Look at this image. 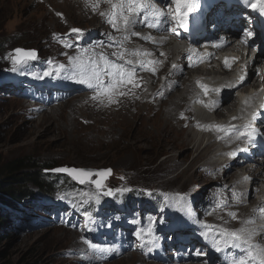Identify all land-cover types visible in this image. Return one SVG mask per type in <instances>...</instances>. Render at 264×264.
<instances>
[{
    "label": "rangeland",
    "instance_id": "rangeland-1",
    "mask_svg": "<svg viewBox=\"0 0 264 264\" xmlns=\"http://www.w3.org/2000/svg\"><path fill=\"white\" fill-rule=\"evenodd\" d=\"M49 1L52 2L51 0ZM53 4L51 6L48 1H45L44 4H38L36 0H0V159L6 163L17 158L31 157L37 162L44 164L43 168L45 171L60 166H74L111 169V174L104 180V188L102 190H97L95 185L90 182L75 184L73 187L61 182L63 185L55 191L52 198L45 201L48 198L45 196L44 200L38 199L40 200L39 202H30L29 199L22 200L21 205L17 204V199L4 197L1 194L2 191H0V202L8 204L3 206L0 204V212L2 213V215L0 214V264H96L97 262L91 261L89 258V256L95 258L93 255L95 250L89 246L87 241L101 246L115 244L117 247L119 239L129 235L139 238L141 235L138 237L136 235L137 232L142 234L155 223L160 229L169 230L167 236L170 242H174L176 239L177 242L184 240L183 234L180 236L172 235L180 234L183 227L190 231V233H185L188 235L187 238H198L196 234H192L195 232L187 223V218L191 217L190 214L185 215V224H179L176 216L177 203L163 194L170 192L180 194L190 191L192 193L190 195V205H193L191 208L198 218L204 215L202 218L207 220L212 217L210 214L219 212L218 217L228 222L230 230L232 225H234L235 230L240 228L249 230V227L244 224L241 225V207H251L249 212L251 216L258 214V210L250 204V202H255L256 200L254 195L256 196L258 187L253 191L252 197L250 196L252 187L250 185L244 194L238 195L227 207L226 202H224L223 206L214 208L217 201L209 198V195L214 197L213 193L215 191L213 188L217 190L220 188V184L216 181L210 182L209 178L203 180L204 176H201L199 170L205 171V168L202 167L201 170L202 164L200 161V163L198 162L204 156L208 158L210 152L208 154L205 151L201 153L195 161V167L191 171H187L186 167L192 161V155L188 156L189 149H172L174 146L172 142L162 146L161 139L154 143L150 139L147 140L146 134L149 135L147 132L153 130L150 127L151 123H142V119H139V122L129 119V122L125 125L126 130L123 138L112 146H103L99 154H96V158L92 157V153L95 150L88 145L73 142L55 132L45 133L50 121L60 124L61 127L63 126L67 133H71V129H69L71 126L75 129L80 128V131L86 127H90L91 130L94 128L92 124L108 119L112 117V115L108 114L114 113L115 115L121 108L126 107L119 102V93H124V91L131 92L132 100H134L138 108L142 106L143 113L146 111L148 116H157L160 112L152 111L150 105L146 103L147 98L145 96L149 94L146 92L148 83L146 81H143L139 86L141 89L136 90L135 87L131 86L114 92L111 100L108 96H100L94 99L93 97L97 95L90 94L86 95L87 97L80 95L81 98L78 96L54 107L49 106L48 108L47 106V109L44 108L45 110L41 111L42 114L41 112H31V109L35 110V106L39 104L34 102L33 97L37 101L50 99L43 87L45 82L37 86L33 79L34 73L31 71L33 70L35 74H38V72L43 71V64L46 58L54 55L61 56L59 54V50L62 49L60 44L52 42L54 34L65 32L67 35H72L70 32H72L74 26L93 27L92 22L87 17H77L78 20L66 18L63 14L64 0H54ZM81 5L90 6V1L82 2ZM52 12L55 15L53 17L51 15L53 14ZM93 13H95L94 10ZM17 47L35 50L37 59L20 65L16 71H12L13 65L10 57L14 54V49ZM61 54L68 56L75 54V52H70L63 48ZM36 64H38V67H35ZM24 69H31V71H23ZM63 72L59 73L62 77L65 75ZM21 74L29 77L26 78L27 82H23V84L20 83L19 77ZM67 78L66 76L65 79ZM175 81L176 79L171 82ZM55 88L56 85H51L49 89L55 91ZM114 94L115 96H113ZM27 104L32 107L29 108ZM106 105L114 112L107 110L105 114L99 108L97 115L95 113L87 115L89 108ZM158 105L160 104L154 103L152 109H158ZM162 105H165V103H162ZM51 115H54V117H50ZM75 117L77 121H73ZM180 119L182 120V118ZM162 124V126L157 125L158 131L155 132L164 131L163 128L166 126V122ZM172 124L177 128L181 125L187 126L185 119L176 124L173 121ZM120 128L124 131L122 124ZM121 130L120 132H122ZM191 131L195 132L194 129H191ZM184 132H181V136L189 139ZM92 134L94 135L91 131L87 132L86 138L90 139L93 136ZM177 136L172 135L171 139L178 138ZM83 141L85 140L83 139ZM162 148L163 150L161 151ZM164 150L169 151V153ZM102 152L103 158L100 155ZM184 155L188 157L186 162L176 160V157L181 158ZM166 169H168L167 172ZM1 170L0 168V182L3 183L7 175L5 173L2 174ZM184 170L185 172H183ZM59 175L63 181L65 179L68 183L69 180L76 182L69 175L61 173ZM2 177L4 178L2 179ZM96 178L97 176L93 175L92 179ZM28 187L31 191L37 193L36 185L30 183ZM16 188L18 190V185ZM107 189L129 190L115 191L114 195L108 196L103 194ZM128 192L135 199L134 204L140 202L141 205H144L142 199L147 198L151 207L146 205L141 210H137V206H135L137 204L129 203V206L123 211L128 215L126 216L127 225L116 224L117 217L115 214L122 209L114 208V199ZM83 193H88V195H82ZM90 196L92 197L91 199H89ZM96 196H99L98 201L95 198ZM160 199H163L164 203L157 204ZM78 200L80 205L77 208L82 207L81 212H71L74 210L71 209V206ZM241 200L242 205L240 204ZM7 207L11 208V210L7 209ZM106 207L108 209L104 210ZM152 210L154 214L151 220L149 214L152 213ZM245 210L248 211L247 209ZM229 213H235L236 215L232 217ZM141 217L145 219L141 221ZM84 219L86 223H83ZM191 221L192 219L189 218V223ZM110 228L113 232L110 231L108 233ZM119 228L122 229L120 232H118ZM72 233H77L79 240ZM124 241L125 239H123V243ZM73 243L78 244L79 251L82 253L79 254V251L76 253L73 251ZM163 245H167L171 249L169 242L165 241ZM123 248L119 249V253ZM119 253L104 257L100 264L115 261L119 257ZM115 255L118 256L113 257ZM66 256L69 257L68 260L62 259V257ZM76 258H81L83 263Z\"/></svg>",
    "mask_w": 264,
    "mask_h": 264
},
{
    "label": "bare ground",
    "instance_id": "bare-ground-1",
    "mask_svg": "<svg viewBox=\"0 0 264 264\" xmlns=\"http://www.w3.org/2000/svg\"><path fill=\"white\" fill-rule=\"evenodd\" d=\"M36 1H38V4H44L45 1H48L51 6L54 5V0H51L52 2H50L49 0ZM86 1H90V6L86 5L85 7L84 5H81L82 2ZM113 2H115V0H113ZM155 2H157V0H154V3ZM222 2H227V11L225 13L226 19L228 18V16H231L237 4L231 3L230 0H222ZM110 9L111 5L108 0H64L63 14L66 18H69L70 20H78L77 17H87L92 22L93 27L96 28L74 26V29L82 30L81 36H78L73 32H70L72 35H67V33L65 32L55 33L52 42L59 43L62 49L65 48L70 52L73 51L75 52V54L63 56L61 54L62 49H60L59 54L61 56L54 55L50 58L45 59L42 72H38V74H35V72L33 70L31 71V69L23 70H29L34 73L33 79L37 86H39L42 82L50 81V84L52 86L56 85V92L63 91V93H55L53 97L50 96V99L46 101H37L32 96L34 102L39 104L35 106V110L31 109V112H41L44 108L47 109V106L48 108L49 106L54 107L55 105L75 99L80 95L82 97H85L86 95L88 96L90 94L97 95V92L93 88L89 87L87 84L78 82L79 77L73 76V70L71 68L72 61L69 59L70 57L84 55L99 60V53H104L110 59H116L118 62H123L119 61L117 57L112 56L113 52H118L123 49L129 50L125 53V59L131 60L133 64L136 65L137 70L135 73L134 82L132 84L124 85L118 88L116 91L123 88L126 89L127 87L129 88L131 86L135 87L136 90H138L141 89V87H139L141 83L143 81H146L148 82L146 92L149 93L147 94V96H145L147 98L146 103L147 105H150L152 111L160 112L157 116H148L146 114V111L145 113H143V107L141 106L138 108L134 100H132L131 92L124 91L123 95L120 94L119 102L126 107L121 108V110L117 114L115 113V115L114 113L108 114L112 115V117L105 119L99 123L92 124L94 128H92L91 130L90 127H86L85 129L80 131V128L75 129L71 126V128H69L71 129V133H67V130L65 131L63 126L62 128L60 124L54 123V121H50V125L45 130V133L55 132L56 134L67 137L68 140H71L73 142L75 141L88 145L95 150L92 153V157L96 158V154H99L103 146H112L123 138L126 130L125 125L129 122V119H133L134 121L136 120V122H139V119H142V123H151L150 127H152L153 129L147 132L149 134H146L147 140L150 139V141L154 143L155 141H159L161 139L162 146H166L169 142H172L174 144L172 149H189L188 156L192 155V161L187 165V171H191L195 167V161L198 159L201 153L205 151L208 154L210 152L208 158H205L204 156V158L198 160V162L200 161L202 164L200 169L202 167L205 168V171H203L202 169V171L199 170L201 176H204V178L202 179L204 180L205 178H209L210 182L216 181L220 184V188H218L217 190L216 188H213L215 191L213 195L215 196L212 197L211 195H209V198H212L217 202H226L227 207V205L238 195L242 193L244 194V192L250 185L252 186L250 190L251 197L253 196L252 194L254 188L258 187V189L261 190L262 186H264V149L255 147L253 144H249L248 149L250 155L246 154L244 150H241L240 147L243 143H245V139L238 135L239 127L237 126L238 121L247 120L252 116V113L254 111V103L257 101L256 95L250 93L242 96L238 95V93L234 90L232 91L231 89L227 88L224 92H217L210 89L207 95H205L204 93V98L202 93L203 90L199 89L197 91L196 84L203 85L202 83L207 77H209L210 75L221 73L216 65L210 67L208 64H195V67L188 68L186 65L187 62L185 60L184 54L189 48L181 45V43L186 41L187 39L167 38L165 34H162L169 31L167 23L161 24L157 30L153 28L149 31L148 28L150 27H147L144 24H137L134 27H130L126 31L124 29L117 31L111 26V24L107 22V15H102V13H108ZM93 10L95 11V13H93ZM51 15L53 17L54 13ZM98 27H100V29H98ZM131 32H139L141 33V35L132 36ZM125 36H127L128 38L125 39ZM110 37L113 38L111 41L112 46H109ZM144 37H151L152 39H144ZM117 41H123V48L117 46ZM157 42L160 46L166 49L169 54L163 68L160 69L163 73L167 72L165 78H162L161 75L159 76V70L156 72H151L146 69L147 61H149L148 55L145 56L140 54H131V50L139 49L141 52H144L146 47H152ZM67 44H71L72 46L66 47ZM84 48L91 49L92 51L84 54L81 52V50ZM141 60L145 61V67L143 68L139 66V61ZM169 61L170 63H168ZM259 62L260 60H257V63ZM59 64L65 65V69L57 70V66ZM173 65H176V67H173ZM244 66L245 64L242 65L241 71L245 79L247 81H251L250 83H252L253 77H251L250 75L252 74L250 68L246 67L245 70ZM35 67H38V64H36ZM49 69L53 70V74L50 76H45L44 73L46 71H49ZM62 71H64L63 73L65 74L63 77L59 75V73H61ZM66 76L68 77L67 79H65ZM19 78L20 83L23 84V82H27L26 78L29 77L25 74H21ZM175 79V82H171ZM104 80L107 84L110 80V77L104 76ZM51 81H54L55 83L52 84ZM231 81L232 80H228L225 83H230ZM254 85L256 84H252V86ZM243 88L246 89V86ZM52 90L53 89H49L47 93H51ZM42 91L44 90L42 89ZM113 96H115V94ZM193 102H195L198 106L195 107L193 105ZM154 103L160 104L158 105V109L156 110L152 109ZM162 103H165V105H162ZM28 107L31 108L32 106L28 105ZM99 108L105 114L107 110H109L110 112H114L110 107H108V105L103 107L95 106L88 109L87 115H92L94 113L95 115H97L99 112ZM259 114L262 115V118L258 120V124L262 125L260 128L264 129V107H260ZM50 117L53 118L54 115H51ZM180 118H182V120H186V127L181 125L179 128H177L172 124L173 121L175 122V124L182 122ZM75 120L77 121L76 117L73 119V121ZM164 122H166V126L163 128L164 131L159 133L155 132L158 131L157 125L162 126V123ZM121 124L124 126V131H122L123 129L121 130L120 128ZM215 125L224 126V128L227 130H218L214 127ZM191 129H194L195 132L191 131ZM89 130L94 133V135L92 134L93 136L90 138H93L91 141L90 139L86 138L87 132H90ZM120 130L122 132H120ZM183 131H185L184 134L187 135L189 139L181 136V132ZM172 135H178V138L171 139ZM83 139L85 141H83ZM162 150L163 148L161 149V151ZM164 151L169 153V151L167 150ZM102 154L103 152L100 154L101 158H103L104 156ZM187 158L188 157L184 155L181 158L176 157V160L186 162ZM167 171L168 169H166V172ZM183 172H185V170ZM163 194H165L168 198L173 199L174 202L177 203L176 216L179 224H185V215L190 214L191 217H194L197 220L198 224H204V226L205 224H208L217 226V228L229 229L228 222L225 219L218 217L219 212L216 214H211L212 217L207 220L206 218L202 217L198 218L197 214L194 213L193 209L191 208V206L193 205H190V195L192 194L190 191L182 192L180 194L177 192ZM260 195L262 198H264V193L260 192ZM242 200L240 202L241 205ZM250 200L252 201V199ZM178 202L184 203L180 204ZM255 204H259V201L257 199L255 200ZM106 209L108 208L106 207L104 210ZM245 209H247L248 211H246ZM241 210V225L244 224L245 226L250 228L248 233H251L253 241L258 233L261 230H264V220L260 219V215H249L251 207H241ZM197 227L201 229L200 226ZM150 228L152 229L151 233H149L148 230L146 232H143L140 236L142 238H135L129 235L123 238L125 239L124 243L123 239H119L117 247L115 244L109 245L108 247H111L113 249L111 252L102 253L94 251L93 255L95 256V258L89 256L90 260L97 262L96 264H100L101 261L104 260V257L110 256L117 252L119 253V249L123 248L124 246V248L119 253V257L115 261L105 264H187L186 261L192 259L197 260L198 256L196 255L195 251H205L207 253L205 255H202V262H212L213 259L218 256L216 264H226L220 255L221 251H216V245H219V247H221V249L225 250L227 253H234L236 251L234 247L225 246V244L223 243V238L219 237L218 233H208L211 241L213 242V245H210L203 243V241L199 237L187 238L186 240L180 242H177V240H175L174 242H170L167 236L169 230L160 229L156 225V223ZM231 230H235L234 225L231 226ZM206 231L208 230L206 229ZM180 232L190 233V231L185 227H183L182 231ZM72 234L79 240L77 233ZM165 241H168L171 244V249H169L167 245H163ZM72 249L75 253L78 252V244L73 243ZM80 253L82 252L79 251V254ZM116 256L118 255H115L113 257ZM62 259L68 260L69 257H62ZM76 259L80 260L81 263H83L81 258ZM196 264H199V262Z\"/></svg>",
    "mask_w": 264,
    "mask_h": 264
},
{
    "label": "snow or ice",
    "instance_id": "snow-or-ice-1",
    "mask_svg": "<svg viewBox=\"0 0 264 264\" xmlns=\"http://www.w3.org/2000/svg\"><path fill=\"white\" fill-rule=\"evenodd\" d=\"M111 5V9L108 13H102V15H107V22L111 24V26L120 31L124 29L125 31L130 27H134L137 24H144L147 27L158 28L161 23L166 22L169 18L175 20L178 25L185 30L188 28V15L191 10L196 6L191 0H165L166 4L169 6L170 11L165 12L161 8L157 6L153 0H108ZM247 3L248 0H245ZM175 4L174 11L171 10V4ZM250 6L254 9H259L262 13H264V0H256V2L251 3ZM150 21V22H149ZM172 31H176L175 28ZM72 32L77 34L78 36L82 35V30L80 29H72ZM132 36H140L139 32H131ZM247 36H251L252 33H247ZM128 37L125 36V39ZM113 38H109L110 45ZM144 39H152L151 37H144ZM245 42H247L245 40ZM103 43V42H97ZM117 46L123 48V41H117ZM71 44H67L66 47H71ZM91 49L84 48L81 50L82 53L87 54L91 52ZM129 50L123 49L118 52H113L112 56L117 57L119 61L116 59H110L104 53H99V60L91 58L90 56L77 55L74 57H70L69 59L72 61L71 68L73 70V76L79 77L80 83L87 84L89 87L93 88L97 92V96L93 97L94 99L99 98L100 96H108L111 100L112 94L120 87L132 84L134 82L135 73L137 70L136 65L133 64L131 60L125 59V53ZM132 55H151L147 51L141 52L139 49L131 50ZM12 61V71H16L18 66L29 63L30 61L37 59V53L35 50H26L22 48L14 49V54L11 55ZM102 61V63H101ZM154 61H147L148 65L153 64ZM225 65L231 68V64L228 62V59H225ZM139 66L141 68L145 67V61H139ZM176 67V65H173ZM246 70V66H244ZM65 65L59 64L57 66V70H64ZM151 71L155 72L156 69L150 68ZM53 74V70L49 69L44 73L45 76H50ZM104 76L110 77L109 82L106 84L104 80ZM244 76L242 75L239 79L242 82L244 80ZM139 86V85H136ZM204 89L205 95L208 94L209 88L207 85H201ZM228 87H235V85H229ZM213 91H221V89H212ZM123 95L124 93H119ZM264 107V105H262ZM235 119V117H234ZM216 129L221 131H226L227 129L221 125H215ZM255 131V130H253ZM250 135V134H249ZM56 172H65L70 174L75 180H77L80 184L91 183L95 185L97 190H102L104 188V179L108 174L111 173V169L99 170L93 172L92 170L86 169H76V168H57L54 169ZM93 175L99 177V179L93 180ZM129 189H107L104 191V195H114L115 191H127ZM82 195L87 196L88 193H83ZM92 197L90 196L89 199ZM96 200H99V196L95 197ZM224 205L223 201H218L215 207H221ZM261 213H264V207L259 209ZM87 214V213H86ZM230 216L235 217V213H229ZM205 228L208 230L204 233L207 237L208 233H218L219 237L223 238V243L225 246H231L235 248H241L245 250L244 255L235 258L232 261V264H264V247H261L259 244L252 243V235L251 233H247L245 229L240 230H230L227 228H217V226L205 224ZM152 229L149 228L148 232L151 233ZM136 235L139 237L141 235L140 232H137ZM89 246L95 251L108 253L113 249L108 246H101L99 244L92 243L91 241H87ZM216 251H222L219 245H216ZM202 251H197L196 255H205Z\"/></svg>",
    "mask_w": 264,
    "mask_h": 264
},
{
    "label": "trees",
    "instance_id": "trees-1",
    "mask_svg": "<svg viewBox=\"0 0 264 264\" xmlns=\"http://www.w3.org/2000/svg\"><path fill=\"white\" fill-rule=\"evenodd\" d=\"M43 165L44 164L37 162V160H34L31 157L17 158L6 163L0 159V168L2 169L1 172L2 174L5 173L7 175V177L4 179V182H0V191H2L1 194L4 197H13L14 199H17V204L21 205L22 200L25 201L29 199L31 202L36 198L40 199L44 198L45 196L48 197L46 200L52 198L55 191L63 185L61 182H64L68 184V186L72 187L76 184L69 179V183L66 182L65 179L64 181L61 180L62 177L59 175V173L45 171ZM3 178L4 177H2V179ZM30 183L36 185L37 193L29 189L28 185ZM17 185L19 187L18 190L16 188ZM134 201L135 199L132 198V195L129 192L118 199H115V202L121 206H123L125 203H134ZM0 204L2 206L8 205L6 202H0ZM77 207L78 204L76 201L73 208ZM7 209L11 210L9 207H7ZM0 214L2 215L1 212Z\"/></svg>",
    "mask_w": 264,
    "mask_h": 264
},
{
    "label": "water",
    "instance_id": "water-1",
    "mask_svg": "<svg viewBox=\"0 0 264 264\" xmlns=\"http://www.w3.org/2000/svg\"><path fill=\"white\" fill-rule=\"evenodd\" d=\"M17 48H20V47H17ZM17 48H15V49H17ZM23 49V48H22ZM27 50V49H26ZM31 50V49H30ZM65 167H67V168H76V169H86V170H92L93 172H96V171H99V170H106V169H97V168H92V167H74V166H71V167H68V166H60V167H56V168H53V169H51V170H47V172H52V173H61V174H65V175H69L70 177H72L70 174H68V173H65V172H56V171H54V169H57V168H65ZM111 174V173H110ZM110 174H108L107 175V177L110 175ZM106 177V178H107ZM73 178V177H72ZM105 178V179H106ZM96 179H99V177L97 176V178ZM104 179V180H105ZM75 180V179H74ZM95 180V179H94ZM76 181V183L77 184H80L77 180H75Z\"/></svg>",
    "mask_w": 264,
    "mask_h": 264
},
{
    "label": "clouds",
    "instance_id": "clouds-1",
    "mask_svg": "<svg viewBox=\"0 0 264 264\" xmlns=\"http://www.w3.org/2000/svg\"><path fill=\"white\" fill-rule=\"evenodd\" d=\"M263 234H264V232H263ZM217 263V262H216ZM216 263H213V264H216ZM194 264H196V263H194ZM199 264H203V263H199Z\"/></svg>",
    "mask_w": 264,
    "mask_h": 264
}]
</instances>
